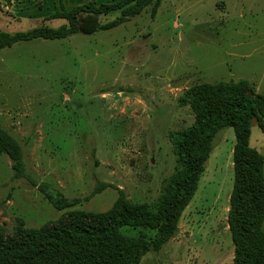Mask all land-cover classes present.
Returning <instances> with one entry per match:
<instances>
[{
	"label": "rangeland",
	"instance_id": "374dc122",
	"mask_svg": "<svg viewBox=\"0 0 264 264\" xmlns=\"http://www.w3.org/2000/svg\"><path fill=\"white\" fill-rule=\"evenodd\" d=\"M54 9L51 0H0V31L58 28L65 22L45 21ZM241 79L264 94V0H162L153 18L147 8L107 31L2 49L0 126L20 144L26 177L16 179L11 161L0 155V225L11 230L20 218L38 228L58 219L66 210L45 199L41 184L68 199L106 186L67 210L104 212L118 190L133 203L156 202L176 168L169 133L192 122L177 98L197 83ZM234 144L232 128L218 132L176 236L139 264L231 262ZM249 144L264 155V132L256 124Z\"/></svg>",
	"mask_w": 264,
	"mask_h": 264
},
{
	"label": "trees",
	"instance_id": "16d2710c",
	"mask_svg": "<svg viewBox=\"0 0 264 264\" xmlns=\"http://www.w3.org/2000/svg\"><path fill=\"white\" fill-rule=\"evenodd\" d=\"M10 4L11 0H2ZM53 14L45 21L62 20L58 28L32 27L13 34L0 31V51L21 42L63 40L82 33L107 31L150 8L153 18L162 0H86L69 8L64 0H51ZM118 16L101 24L99 18ZM188 108L190 125L170 131L176 168L163 193L152 204L133 203L118 190L112 206L104 212L67 210L89 200L105 185L84 198H65L58 190L38 186L57 210L58 219L38 228L26 227L17 218L11 230L0 225V264H139L149 252H159L173 239L185 208L192 200L205 169L213 141L221 130L232 128L233 184L229 196L227 225L233 244L228 264H264V155L249 144L251 127L264 132V94L248 80L197 83L177 98ZM6 155L16 179L26 177L23 152L18 141L0 126V155ZM126 230H153L154 236L126 234Z\"/></svg>",
	"mask_w": 264,
	"mask_h": 264
}]
</instances>
